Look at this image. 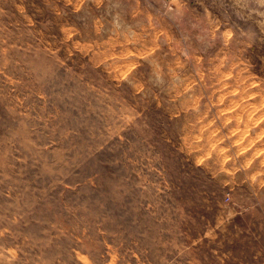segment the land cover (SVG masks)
<instances>
[{
  "label": "rangeland",
  "instance_id": "374dc122",
  "mask_svg": "<svg viewBox=\"0 0 264 264\" xmlns=\"http://www.w3.org/2000/svg\"><path fill=\"white\" fill-rule=\"evenodd\" d=\"M0 264H264V0H0Z\"/></svg>",
  "mask_w": 264,
  "mask_h": 264
}]
</instances>
